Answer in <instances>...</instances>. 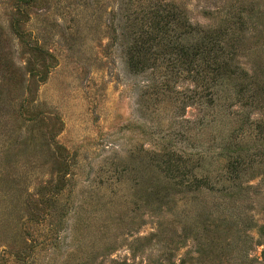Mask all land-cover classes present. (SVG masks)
Masks as SVG:
<instances>
[{"label": "rangeland", "instance_id": "rangeland-1", "mask_svg": "<svg viewBox=\"0 0 264 264\" xmlns=\"http://www.w3.org/2000/svg\"><path fill=\"white\" fill-rule=\"evenodd\" d=\"M0 264H264V0H0Z\"/></svg>", "mask_w": 264, "mask_h": 264}, {"label": "trees", "instance_id": "trees-1", "mask_svg": "<svg viewBox=\"0 0 264 264\" xmlns=\"http://www.w3.org/2000/svg\"><path fill=\"white\" fill-rule=\"evenodd\" d=\"M201 38L202 37H200L198 40ZM211 44H205V48L202 49L201 44L199 41H197L193 44V50L190 52H185L184 46L181 45L174 47L173 50L178 51L179 54L177 52L175 53L176 56L172 59V62L175 66H179V68H182L183 64H188L190 67H192L194 71V80H201L202 77L206 78L207 81L219 80L220 78L222 80L225 76H231L233 69H231L229 65L233 61V58H229V55L224 54L225 52L222 48V41V47L218 45V48H216L215 44ZM142 48V46H139L136 43L135 51H129L127 58L130 66L135 68L140 66L141 61L139 60V57L141 52H143ZM202 65H204L203 69H205L207 72L205 75L203 74V76L200 74L202 72L201 70H195V68L202 67Z\"/></svg>", "mask_w": 264, "mask_h": 264}]
</instances>
